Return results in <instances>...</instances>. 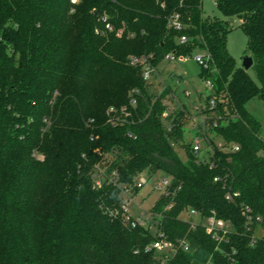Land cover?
Masks as SVG:
<instances>
[{"label":"trees","instance_id":"16d2710c","mask_svg":"<svg viewBox=\"0 0 264 264\" xmlns=\"http://www.w3.org/2000/svg\"><path fill=\"white\" fill-rule=\"evenodd\" d=\"M214 1L223 17L205 16L202 0H0V264H154L153 235L129 227L122 205L126 186L158 171L173 177L151 208L164 211L160 229L191 243L170 264H264V139L246 108L264 102V0ZM175 13L180 30L169 24ZM232 18L258 81L229 52ZM196 50L211 56L203 113L221 116L212 132L226 149L213 138V151L184 143L186 106L163 119L171 87L131 64L153 54L160 69L168 53ZM188 208L232 222L222 250L190 227Z\"/></svg>","mask_w":264,"mask_h":264},{"label":"built area","instance_id":"2783aa9c","mask_svg":"<svg viewBox=\"0 0 264 264\" xmlns=\"http://www.w3.org/2000/svg\"><path fill=\"white\" fill-rule=\"evenodd\" d=\"M75 2V0H73ZM106 21V18L103 19ZM170 26L174 29L180 30L182 28L181 23V17L179 13H175L170 18ZM106 27L110 30L113 29L110 23L106 24ZM119 36L122 35V31H119L117 33ZM133 36V34H131ZM181 42L187 41L186 36H182L180 38ZM179 54L175 53H168L165 56V60H175ZM186 56V55H183ZM153 57V54L144 55L141 57L133 56L131 58V64L136 65H142V75L145 81H152L153 78L157 74H159V69H157L152 63L151 59ZM195 59L198 61V63L203 68H209L210 67V59L211 56L208 52L204 51L203 54H199L195 56ZM181 82V77H177L176 83L179 84ZM204 83L206 85L207 90L210 92L212 83L209 79H204ZM164 87H162V90L167 89L169 86L171 87V90L168 93V97L163 99L164 104L166 105V109L162 113V118L167 119L169 117L170 113L173 111L175 106H186L188 109V113L190 115V119L192 118V114L187 106L186 103H184L178 96L175 88H173L171 85L163 83ZM134 93H140L139 90L135 89ZM186 95H189L187 93ZM135 98L131 99V104L135 105ZM175 104V105H174ZM210 107L213 108L216 105L215 100H211ZM206 108V104H197L195 105V110L198 115V125H197V132L195 133V136L193 138L192 146L194 148V151L198 152L202 149H205L206 151H213V145L210 143L211 139L213 138L219 148H227L224 144V142L220 139L214 136V133L212 132V128H216L220 125V117H213L206 113H203V110ZM169 130L171 129V126L168 125ZM229 148V147H228ZM233 150H238V145H233L231 147ZM141 175V174H140ZM139 175V176H140ZM216 181L220 180V177L215 178ZM146 179L141 177V182L138 183L137 180L131 184L130 186H126L124 189V192L126 194V200L125 203L122 205V215L125 223L132 228L136 227H143L147 231H149L153 235V240L149 245L146 246V251H153L155 253V263L154 264H170L178 255V252L181 250L189 251L191 249V243L190 239L187 235L177 237V239H169L167 235L160 229L161 219L164 217V211H156L153 209H150L148 214L146 211L142 210L141 213L136 216L132 212L131 204L130 202L133 200V188L136 186H141L146 183ZM173 181V177L169 175L168 178H164L161 183L157 184V188L161 191V194L164 193L165 195H168L169 193V187L171 186ZM103 184V181L101 179H97L96 186L101 187ZM234 195H239L238 192H235ZM231 192L227 193L226 197L227 199H232L234 196ZM140 205L138 204V207ZM173 206V204H169L166 206L165 210L170 209ZM188 214V218L186 219L190 223L191 228H196L197 226H202L205 230V232L210 236V238L216 243V249L222 250L223 245L228 243L230 240V235L233 232V224L230 220H226L224 218H220L216 216L215 214H211L208 216L203 215L200 211H198L195 208H188L184 211V213ZM115 213H118L116 211ZM147 214V216H146ZM146 216V217H145ZM203 264H212V259L207 260Z\"/></svg>","mask_w":264,"mask_h":264},{"label":"rangeland","instance_id":"374dc122","mask_svg":"<svg viewBox=\"0 0 264 264\" xmlns=\"http://www.w3.org/2000/svg\"><path fill=\"white\" fill-rule=\"evenodd\" d=\"M77 0H75L76 2ZM203 11L207 17H223L219 9L217 8L214 0H202ZM232 28L228 34V49L231 55L236 59L237 65L242 67L244 57L251 54V50L248 46V36L240 26V20L238 18H232ZM110 30V29H108ZM204 50H196L192 55L183 56L179 55L175 60H164L160 69L159 74L153 78L152 82L158 89L161 87L160 83H166L175 88L177 96L187 104L192 118L186 124L184 143L188 144L193 142L195 133L197 132V125L199 122L197 112L195 110V105L206 104L207 96L209 91L206 88L204 79L202 77L203 67L195 59V56L203 54ZM248 72L252 78L256 81L257 75L253 67L248 69ZM177 77H181V82L176 83ZM189 93V95H186ZM175 105V104H174ZM248 113L260 123L259 135L264 139V102L260 98L251 99L246 105ZM180 156L185 159L186 154L182 147L176 146ZM205 154V152H203ZM109 157V158H108ZM104 156L103 164L106 167H102V173L104 175H110L108 170V163L113 160V155ZM107 159V160H105ZM106 161V162H105ZM97 167V166H96ZM141 177L145 178L147 181L140 188L137 195L133 197L130 202L132 212L138 216L142 210L146 211L148 214L149 210L156 203L161 195V191L157 188V184L161 183L164 178H168L169 175L164 171H158L153 176H150L147 172H143L140 176L136 178L137 182H141ZM125 193V192H124ZM126 200V194H125ZM138 204L140 205L138 207ZM146 214V216H147ZM145 216V217H146ZM182 217L188 218V214L185 212ZM261 235L262 228L260 226L256 227L255 233Z\"/></svg>","mask_w":264,"mask_h":264},{"label":"water","instance_id":"95a60500","mask_svg":"<svg viewBox=\"0 0 264 264\" xmlns=\"http://www.w3.org/2000/svg\"><path fill=\"white\" fill-rule=\"evenodd\" d=\"M253 63H254V59L251 55H247L244 57V60H243V68L248 70L250 69L252 66H253Z\"/></svg>","mask_w":264,"mask_h":264}]
</instances>
